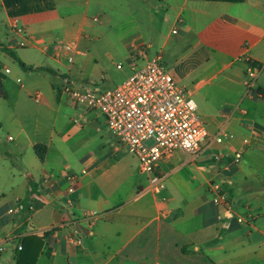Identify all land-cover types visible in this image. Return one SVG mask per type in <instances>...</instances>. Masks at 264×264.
I'll return each instance as SVG.
<instances>
[{"label":"crops","instance_id":"1","mask_svg":"<svg viewBox=\"0 0 264 264\" xmlns=\"http://www.w3.org/2000/svg\"><path fill=\"white\" fill-rule=\"evenodd\" d=\"M94 3L105 17L130 19L122 45L132 73L144 48L193 97L212 86L223 93L215 103L193 99L211 134L223 127L230 138L196 159L176 152L162 160L161 192L134 156L124 192L117 151L109 158L92 145L117 139L105 117L61 93L65 82L107 80ZM57 44L73 45L72 63L55 54ZM250 62L260 65L252 89ZM72 177L67 210L60 203ZM214 185L253 223L229 219ZM73 232L79 247L65 241ZM0 249V264H264V0H0Z\"/></svg>","mask_w":264,"mask_h":264},{"label":"built area","instance_id":"2","mask_svg":"<svg viewBox=\"0 0 264 264\" xmlns=\"http://www.w3.org/2000/svg\"><path fill=\"white\" fill-rule=\"evenodd\" d=\"M16 30L24 35L22 28L17 27ZM174 33L177 34V30ZM29 41L25 34L23 44ZM55 48V54L62 50L68 56V61L73 62L76 51L72 44H57ZM137 56L144 61L143 65L120 86L105 89L92 84L87 88H75L70 82H65L61 93L74 104H85L100 111L121 146L138 160L139 171L148 177L150 189L161 192L165 189V184L157 174V169L162 160L176 152H183L194 159L199 158L212 143L222 144L230 136L223 127L216 134H211L198 114L192 90L181 86L159 57L150 58L144 48ZM122 68V65H117L118 70ZM257 69L260 67L250 62L245 82L250 89L258 77ZM245 144H248L247 140ZM242 156V152L235 154L236 164L240 163ZM76 188V180L72 177L60 203L63 209H73ZM213 190L216 193L214 203L225 210L229 219H234L239 224L253 223V217L234 214L236 203L220 185H214ZM88 217L83 215L80 221L87 220ZM67 226L72 228L75 225L71 222L68 225L63 223L52 227L50 231L57 234ZM65 241L75 247L83 243L82 237L74 232L66 236ZM17 249L22 251V245H18Z\"/></svg>","mask_w":264,"mask_h":264},{"label":"rangeland","instance_id":"3","mask_svg":"<svg viewBox=\"0 0 264 264\" xmlns=\"http://www.w3.org/2000/svg\"><path fill=\"white\" fill-rule=\"evenodd\" d=\"M95 3L93 4V6H96V8L90 15L91 17L98 18L95 26L103 30V34L100 36L99 41L96 43L95 47L100 54L104 55L105 58V62L103 63L101 68L98 67V69L102 76L106 77L107 80L98 81L99 78H94V80L98 82V86L101 88L103 87L105 89H113L126 82L133 75L129 67V62L125 60L126 50L124 45H122V37L125 36L123 35V33L131 29L130 19L124 20V23L121 18L115 14V12L108 14V16L110 17H105L104 13L101 11V9H98V5H96ZM109 53L112 54L111 57L108 55ZM117 64H121L122 67H124L123 70H118L116 68ZM218 89L219 86L208 87L193 98H195V100L199 102L201 100V105H204L206 102H218L223 97V93H219ZM224 144L222 143V145ZM92 145H95L96 152L99 155L108 156L109 158L113 157V153L117 151V157L119 158V160H121V165L123 168L121 174L123 179L125 180L123 183V189L124 192L128 191L131 187L130 183L134 179L132 177L129 180V172L131 170L130 168H132V171L136 170V162L132 158V155L121 145H119L117 139H115L112 135H110V139L107 138L104 140V142L94 140L92 141ZM213 156L216 158L217 156L220 157L221 154L216 153ZM125 165L129 166L130 168L127 169ZM142 178H146V175H142Z\"/></svg>","mask_w":264,"mask_h":264},{"label":"trees","instance_id":"4","mask_svg":"<svg viewBox=\"0 0 264 264\" xmlns=\"http://www.w3.org/2000/svg\"><path fill=\"white\" fill-rule=\"evenodd\" d=\"M6 51H8L15 59H17L18 60V62L20 63V65H21V67L23 68V69H28L29 67H27L23 62H21L17 57H16V55L13 53V52H11V51H9V50H7L6 49ZM255 66H258V67H260V65L259 64H254ZM29 69H31V68H29Z\"/></svg>","mask_w":264,"mask_h":264}]
</instances>
